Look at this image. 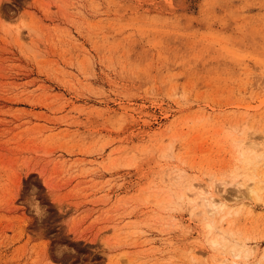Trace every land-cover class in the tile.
<instances>
[{"label": "rangeland", "instance_id": "1", "mask_svg": "<svg viewBox=\"0 0 264 264\" xmlns=\"http://www.w3.org/2000/svg\"><path fill=\"white\" fill-rule=\"evenodd\" d=\"M257 181L264 0H0V264H264Z\"/></svg>", "mask_w": 264, "mask_h": 264}, {"label": "bare ground", "instance_id": "2", "mask_svg": "<svg viewBox=\"0 0 264 264\" xmlns=\"http://www.w3.org/2000/svg\"><path fill=\"white\" fill-rule=\"evenodd\" d=\"M244 144H247L246 150L247 149L251 150V149L257 148V143L251 138L246 139V142ZM250 163H252V162H250ZM257 185L264 187V185L261 184V182H258ZM205 193H207V192H204L201 189H199V190H195L193 194L196 195L202 201V204L206 206V214L208 215L209 219H211V217L213 218L214 216L218 215L220 217V219L223 220V218L230 215L232 212L236 213L238 211V210L237 211L234 210V208H233L234 205L230 208H227L226 206H228V205L222 201L221 197L216 198L213 196V194L208 195ZM247 194H248V196H254V199L255 198L260 199L259 196L256 197L255 189L252 188L251 184L247 185ZM181 196L187 197L188 195L186 192H184L183 194L181 193ZM243 205L244 204H241L240 206H238L239 209H242ZM255 205H256L255 203L249 202L247 207H246V210L249 213H252L254 211ZM211 222H212V220H211ZM211 222H209V220H208L207 227H209V228L211 227ZM216 242H217L216 239L212 240L213 244H215ZM244 250L246 251V249H244ZM230 251L232 253H234L235 255L239 256L240 250H237L235 247H231Z\"/></svg>", "mask_w": 264, "mask_h": 264}, {"label": "clouds", "instance_id": "3", "mask_svg": "<svg viewBox=\"0 0 264 264\" xmlns=\"http://www.w3.org/2000/svg\"><path fill=\"white\" fill-rule=\"evenodd\" d=\"M35 192H36V189H33V195H32V199L29 201V207L32 208L35 215L42 218L44 215H46L47 210L45 208H41L39 206L38 201H36L35 205H33L32 200L35 199V197H34Z\"/></svg>", "mask_w": 264, "mask_h": 264}]
</instances>
